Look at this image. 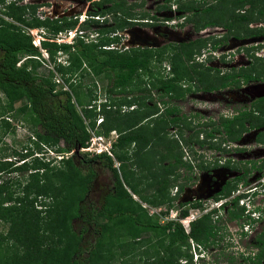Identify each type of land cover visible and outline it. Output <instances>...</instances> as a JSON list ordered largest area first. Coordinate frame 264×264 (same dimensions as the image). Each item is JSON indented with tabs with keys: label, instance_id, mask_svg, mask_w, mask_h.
<instances>
[{
	"label": "trees",
	"instance_id": "trees-1",
	"mask_svg": "<svg viewBox=\"0 0 264 264\" xmlns=\"http://www.w3.org/2000/svg\"><path fill=\"white\" fill-rule=\"evenodd\" d=\"M167 1L169 0H164L165 3ZM257 1L261 4L257 9V14L264 18L263 0H228L227 2L232 4L234 9L246 3L252 7ZM4 2L6 3L3 6L9 9L6 15L27 27L46 29L49 27L51 33L56 34L73 29L77 23L76 18H37L34 16L36 7L34 4L16 5L15 0H0V4ZM192 2V0L188 2L177 0V10L191 11L196 7L191 5ZM92 3L98 7L92 13L101 16L107 14L115 16L116 13H119L125 16L114 20L111 32L125 27L130 22L127 19L133 18V14L128 10L131 6L129 4L127 7L124 6L122 0H92ZM105 3L109 4L104 6ZM164 7L168 8L169 6ZM211 7L208 5L201 8L199 12L205 13L210 9L216 11ZM25 11L29 12L28 18L25 17ZM249 11V14L245 13V9L243 12L235 14L228 12L227 20L223 26L230 33L238 36L233 32V28L248 24L252 17L251 8ZM181 15L183 14L181 13ZM188 19L187 21L194 23L195 31L206 25L218 24L215 18L207 19L198 27L196 20ZM80 27H87V23L81 22ZM243 32H245L244 35L264 34V29L254 31V29L245 27ZM226 37L224 36V38ZM117 40L116 36H112L94 42L85 41L81 36L70 44L41 39L40 48L53 61V70L65 87L63 88L59 84V87L56 88L53 71L48 70L43 75L35 72L39 66V48L33 44L30 37L19 26L0 18V90L10 99L17 97L26 99L24 107L30 114L33 126L32 136L35 138L33 143L36 150L41 145L43 148L54 149L56 152L68 153L71 151L69 156L59 161L62 162L63 169L56 170L53 166H49L50 160H43L35 155L28 157L32 154L29 147L24 149V152H17L19 158L16 160L5 159L3 156L5 149L0 147V154L3 156L0 160V222L6 226L4 231H0V248L5 251L3 253H6L8 241L10 242L9 246L15 250L23 248V252L12 251L1 254L3 260L1 257L0 264H106L113 254L108 249L107 242L102 238L106 229L109 232L112 229L109 226L106 228L104 222H99L100 218H104L106 222L119 219L118 223L120 224V220L123 223L124 219V225H128L126 229L124 226V228L122 227L128 239L120 241L122 243L118 242V248H120L118 254L124 257L120 258L122 264H131L130 258L135 255L150 258V264H180L177 261L179 257L190 258L187 253L189 238L203 248L208 247L214 241V236L218 232L216 226L218 220H213L211 216L215 210L202 214L191 221L186 233L179 222L168 220L162 224L158 223L133 198L137 195V199L141 202L153 205L157 203L156 194H158L164 195V201L169 204L177 196V193L172 196L168 194L170 184L178 176L176 171L180 167H184L187 171L191 168L189 162L182 160L178 142L180 139L184 141L186 138L183 139L181 135L179 138L165 137L168 125L181 124L184 115H177L178 110L175 104L166 105L163 111H159L155 103L147 104L139 92L142 91L149 96L150 89H158V95L167 97L168 100L182 99L191 90V87L211 91L230 84L237 86L239 79L235 78V73H225L214 80H202L198 77L196 85L194 83L179 85L180 78L176 64L180 56L175 55L174 64H171L169 68L170 76L155 77L154 80L144 83L142 87L131 85V81L135 79L139 70L149 72V62L154 60L157 64L163 57L160 56L161 52L158 53L147 47L123 51L101 48V46ZM200 41L203 39L197 38L179 45H176L177 43L171 45L174 52H182L190 56L196 52ZM216 42L217 40L214 41V43ZM59 52L65 54L64 63L53 60V56ZM19 53L31 55V57H27L17 65ZM253 66L252 63V68H249L254 71V74L238 71L236 75L240 74L244 81L259 79L261 75H264V66L258 65V72L255 69L256 66ZM75 71H82L106 80L104 86L106 96H104L103 102L98 103L97 106L91 103L95 99V94L92 92L90 94L89 90L88 103L84 105L81 103L82 101L77 95L80 82L76 79L77 74L74 75ZM128 85L132 87L128 88ZM123 89L127 94H123L122 98H115L112 95L110 97V92L119 94ZM133 89L136 91L135 93H132ZM72 96L74 101H72ZM149 99L151 100L150 97ZM124 100L125 104H128L126 107L133 106L124 110ZM74 102L79 107L78 110H76ZM161 102L162 104L168 103L164 100ZM252 107L258 111H264V97L258 98ZM3 112L4 106L0 104V116L3 115ZM245 115L248 114L241 111L240 116H236L234 119L245 118ZM99 116L101 120L96 123V118ZM145 118L151 119L149 124L146 123V128L141 126V122ZM221 120L222 118L218 124L221 123ZM3 122L4 126L10 127L6 120ZM263 124L264 121L261 120L254 125L259 127ZM223 129L226 134H232L233 119H223ZM111 131L116 133V137L110 144L108 152H94L89 158L81 159L77 164L74 163L76 150L86 145L90 132L107 136ZM204 135L205 138H209L211 132L205 130ZM210 143L208 144L210 147L220 148L217 143ZM156 145L161 147L159 151L153 148ZM129 147L131 148L130 153L127 152ZM153 152H157L156 155H153ZM13 153L15 152L13 151ZM111 156L118 161L127 160L131 165H136V171L132 168L128 169V173L130 171L133 173H131V177H126L124 172H118L113 167ZM26 157L28 159H25ZM94 160L102 161L104 166L109 169L112 178L110 193L104 196L99 206L84 203L89 184L95 175L89 165ZM83 163H86V166ZM197 166L200 169L206 167L202 164H197ZM254 169L264 173V162ZM14 172H19L22 176L16 177V179L9 176V173ZM136 173L138 175H135ZM171 175H174V178L170 179ZM186 177V179L190 178L189 175ZM243 178L236 177L233 183H227L214 196H227L236 187L238 181L246 183ZM147 179H149L148 182ZM144 181L147 182L146 186L151 188L152 192L144 193L145 187H139V182ZM134 191L139 193L136 194ZM235 203L236 199L231 202V205H235ZM180 205L182 206V204ZM197 206V204L190 205V207ZM188 208V205L180 207L179 217L186 216ZM227 215V218L231 219L237 217L239 213L228 208ZM117 216L118 218L114 220L113 218ZM73 219H78L82 223L78 232L72 229L71 221ZM89 227L94 233V239L83 245L81 237ZM144 231L150 232L155 237L154 243H150V237H140V233ZM258 241L263 247L257 253L258 255L240 254V259L235 264H264L261 262V260L264 261V238L258 237ZM3 243L5 245L2 246ZM60 243L63 244L60 245ZM142 244H148L151 249L145 248L139 251L138 248ZM182 247L186 249L185 252L181 250ZM25 258H27V262H25Z\"/></svg>",
	"mask_w": 264,
	"mask_h": 264
},
{
	"label": "rangeland",
	"instance_id": "rangeland-1",
	"mask_svg": "<svg viewBox=\"0 0 264 264\" xmlns=\"http://www.w3.org/2000/svg\"><path fill=\"white\" fill-rule=\"evenodd\" d=\"M122 1L124 2V6L127 7L128 4L129 6H131L128 10L133 14V18L127 19L131 21L127 24V30L124 31L129 36V40H127V43H137L142 45L143 47L154 49L158 53L161 52L160 56L163 57V59L157 64L154 60H151L149 62V72L145 70H139L135 79L131 81V85L135 84L139 87H142L144 86V83L154 80L155 77L161 78L164 76H170L171 73H169L170 71L166 72V68H170V65L174 64L173 59L175 58V55L180 56L179 59H177L178 63L176 64L180 78V80L178 81L179 85H190L192 83L196 85V80L198 79V77L202 80H214L216 75L214 70L219 69L223 72H234L237 70L238 66H243L247 63L249 64V61H253L254 66H256L255 69L257 72L259 71L258 65L264 66V34L259 33L250 37L241 36L242 31L245 27L255 29L259 28L260 31L264 29V18L263 16L257 14V9H259L261 5L259 4V1L254 3L252 7H250L249 4L246 3L241 7L238 6L233 9L232 4L227 2L228 0L221 2L220 0H192L193 2L191 3V5H194L196 7L189 12L183 13L184 15L188 16L186 19H183L182 17L179 18L177 16L180 12H178L177 9L174 8L173 4L168 7L169 9L164 7L169 6V4L173 2V0H170V3H163L164 0ZM180 1L188 2L190 0ZM263 2L264 0L262 1V3ZM5 3L6 2L0 4V18H2V20L6 22H11L19 26V28L24 30V32L30 37V40L34 45L38 46V41L40 42L41 39L54 40L58 37L59 34L51 33L49 27L47 29L43 27H27L23 24H19L18 22L13 21L8 15H6L9 9H6V7L3 6ZM15 3L16 5L34 4L36 6L34 10V16L37 18H76L75 20H77V23L71 30L74 31L77 35H79V33L82 31L84 40L94 42H98V40L101 41V38L105 39L106 37H112L111 35L113 34H111V28L113 27L114 20L125 17L119 13H116L117 15L115 16H110V14H107L105 15V20H97V22L92 21L94 19H91L89 15L95 14L92 12H95L98 8L95 4L92 3V0H15ZM108 4L109 3H105L103 5L106 6ZM208 5L212 6L211 8H215L216 11H212L210 9L205 13L199 12L201 8H204ZM249 8H251L252 10V17L248 24L246 26H239V28H237L236 26L233 28V32L235 34H239L240 36L236 37V35H228L227 40L224 43H220L219 45L215 46V52L210 53L209 51L212 48L211 46L213 39L222 34V29L224 27L223 23L227 20L228 12L229 14H235L243 12V10L245 9V13L249 14ZM25 12V17L28 18L29 12ZM151 14L154 15V17H152L154 19H151L154 21L148 23L150 21L147 18L153 16ZM98 17L101 19V16ZM188 18H190L191 20H196V26L198 27L204 20L207 19L212 20L215 18L218 24L214 26L206 25L204 26V31L196 32L195 27L193 26L194 23L191 21H187L189 20ZM165 19L168 20L163 21ZM83 20H85V22L87 23V27L85 28L80 27V23ZM195 36H199V38L203 39V41H200V43H198V48L196 49V52L198 53L195 54L196 56H189V54L187 55L186 53L182 52H174V50L172 49L173 47L171 44H175L178 42L179 43L176 45H179L180 43H186L190 40H193ZM251 48H255V50ZM40 51V55L38 56L39 66L36 68L35 72L39 75H43L47 73L48 70L53 71L55 79L54 81L57 84L56 88L59 87V84H61V87H63L64 84L61 83L57 73L53 70V61L49 59L45 51ZM27 57H31V55L19 53V61L17 62V65H19L22 60H26ZM53 60L55 62L64 63L65 55L55 54L53 56ZM201 60H205V62H202V67L194 66L193 62L199 63V61ZM81 72L75 71L74 75L77 74L76 79H78L80 82V86L77 88V95L81 99V103L84 105L88 103L89 90L90 94L91 92L93 93L94 87L92 86V84H95L94 82H96V85H98L103 91L106 81L101 77H94L91 74ZM262 82H264V80L258 79L240 85L239 88H221L219 90H213L207 93L203 91H197L195 87H193L184 95L182 99L174 100H168L167 97L159 96L158 89H150L149 96L142 91L139 92V95L143 97V100L147 104H151L152 101L155 102L159 107V111H163L166 105L175 104L178 110L177 115L183 114L184 119L179 125H168V127L166 128L165 137L171 139L172 137L179 138V135H181L183 139L186 138L184 140L185 142L181 139L178 141L182 153V160L189 162V164L193 166L202 164V166L213 168L215 164L222 165L225 161H231L230 159H233V161L231 162L232 164H235L237 162V159L244 160V162H246L247 159L261 160V158L264 157L263 143L259 145L255 142V144L252 145L251 140L245 141V143L242 144L243 146H245L243 150L246 151H240L239 153L237 152L238 154H232L230 152H226L225 148L227 145L223 146L221 144L220 148H223L221 150L210 147L208 145L210 142L217 143L218 138L221 137L220 135L214 134L216 141L205 138L204 135L205 130H211L214 133L216 132L214 128H219V126H217L216 124L217 120L221 117V113L226 114L228 117L231 113H233V111L240 110L243 105L246 106L248 101H244V96L251 98L249 89H252V93H258L261 86L263 85ZM131 85H128V88L132 87ZM134 89L132 90V93L136 92L134 91ZM243 91L244 93H246V95L242 94ZM128 92L131 91L128 90ZM123 94H127L124 89L120 91L119 94L110 92V97L112 95V97L115 98H122ZM258 94H261V91ZM149 97H151V100L149 99ZM238 97H242L243 100L242 98L240 100ZM72 99V101H74L73 96ZM125 99L127 100V98ZM161 100L167 101L168 103L162 104ZM25 103V98L17 97L10 99L2 90H0V104L4 106L3 115L0 116V147L5 149L3 156H5V159L16 160L19 158V153L24 152L23 150L29 147L32 154L28 157L35 155L38 158H42L43 160H46V158L51 159L53 155H56L54 149H51L52 151L49 152H43V146L39 145L37 150L35 148L33 139H31L30 137V134L32 135L33 126L31 124L30 114L28 113L27 108L24 107ZM74 105L76 110H78L79 107L75 104V102ZM124 105V110L129 109L131 106H133L129 104V108L126 107V105L128 104H125V100ZM255 118L257 121H264V111L256 110ZM3 120H6L10 127H7V125L4 126ZM150 120V118H145L141 122V126H144V128H146V123L148 122L149 124ZM89 135L91 134L89 133ZM115 137L116 133L114 131H111L108 132L107 136H100L99 140L91 138L92 141L87 143L88 149L76 150L77 153L73 160L74 163L77 164L81 161V159L84 160L86 158H89L92 155L93 150H101L104 147L109 149L110 144L115 140ZM198 140L202 141L201 145L198 143ZM229 146L231 147V145ZM153 148L158 151L161 149L159 145H156ZM251 148L253 153L249 154ZM256 148L263 150L258 151ZM13 151L15 153H13ZM127 152H131L130 147L128 148ZM155 153L157 152H153V155H156ZM3 156L0 154V160ZM28 157H26L25 159H28ZM223 158L225 161L223 160ZM111 159L113 167L118 172H124V175H126V177H131V173H133L132 171L128 173V169L132 168V170L136 171L137 166L134 164L131 165L127 160L118 161L112 156ZM50 162L51 163L49 164V166H53L56 170H58V168L63 169V166L61 165L62 162L56 160H51ZM261 163L262 162H260L259 164ZM85 164L86 163H83V165ZM89 165L94 170L95 175L93 180L89 184V189L84 197V203L86 205L88 203H91L92 205L99 206L102 203L104 196L110 193V189L112 187L111 173L109 169L104 166V163H102V161L100 160H94L93 162H90ZM84 168L86 169V167ZM215 171L217 172L214 173V176L216 178L217 174L223 175L225 179L231 178L233 176V172H228L221 168L218 170L216 169ZM138 172L139 170L137 171V173ZM193 172L196 175L201 174L198 173V168H195V170L193 169ZM137 173L135 175H138ZM176 173L179 177L177 176V178H175V180L172 182V184H170V187L168 188V194L170 196L174 194L175 186L178 187L179 184L181 182L183 183L184 179L187 178L186 176L189 175V171H187L184 167H180L176 171ZM9 176L16 179V177L20 178L22 175L19 172H14L9 173ZM205 176L203 177V180L205 179ZM169 178H174V175L169 176ZM263 178L264 176H259V173L256 170H253L250 175L247 176L245 180L246 183L242 185L240 184L239 186L237 185V190H235V192L249 189L253 190L254 193L252 195H245L241 201L237 202V206L231 207V211H236L237 213H239L237 217H233L225 221L222 218L218 220V224L216 225L218 227L217 229L219 234L217 241H213L211 246L205 248H203L201 245L199 246V244L198 247H196L194 244L190 243L191 241H189V249L187 250V253L190 255V258L188 259V257H179L177 261L183 264L238 263L240 259L239 254L245 253V249L248 251V249L251 248L250 246L252 244L251 239L253 234V227L256 226L261 230L262 227L260 225L264 224ZM210 180L214 183L213 180L215 179L212 176ZM146 181L148 182L149 179H147ZM146 181L139 182V187H145V190L143 191L144 193L152 192V189L146 186ZM202 185L203 183H201V186ZM205 188L209 187L206 186ZM197 189L198 190L195 193V199H203L202 205L205 207L209 206V204H211L214 199L213 195L215 194V191L208 190L204 192L205 194L200 195L198 193V191L201 190L200 187H198ZM135 193L138 194L139 192L137 191ZM156 196L157 203L153 205L146 202H141L137 199V195L133 198L137 200L142 207H144L148 215H152V218L156 219L160 224L165 223L168 220L178 222V219H182L178 215L180 205L177 204L176 200H173L169 204H167L163 199L164 195L160 196L156 194ZM197 196L199 198H197ZM221 213H223V211H221ZM117 218L118 216L113 219L115 220ZM118 220L106 222L104 218L99 219V222H104L103 224H105L106 228L107 226H109L112 229L111 232L106 229V231L104 232V237L102 238L103 241L107 242V247L113 254V257L110 258L106 264H122L120 258H124L123 255L118 254V251L120 250V248H118V242L122 241L123 239H128V236L125 234V231L123 229L124 227L126 229L128 225H124V219L123 223L122 220H120L121 224L118 223ZM183 222H185V220ZM119 224L122 226H120ZM71 226L75 232H78L82 226V223L78 219H73L71 221ZM5 227L6 226L0 222L1 232L5 230ZM140 237H150V243H154L155 237L152 236L148 231L140 233ZM81 238L82 242L84 243L83 245H86L88 241L92 242V240L94 239V233L92 232L90 227L87 231L83 232ZM9 243V241L6 243V251L8 250L6 253H3L5 251L0 248V255L11 253L12 251L23 252V248L15 250L12 246H9ZM62 244L63 243H60V245ZM144 244H142V246L138 248L139 251L145 248L151 249L148 247V244ZM3 245L5 244L3 243L2 246ZM122 248L124 247L122 246ZM181 250L185 252L186 249L182 247ZM241 250H243V252H240ZM140 256L141 257H138V255L132 256L130 258V260L132 261L131 264H150V258H144L145 256L143 255ZM0 258L1 260H3L2 255L0 256ZM27 261V258H25V262Z\"/></svg>",
	"mask_w": 264,
	"mask_h": 264
},
{
	"label": "flooded vegetation",
	"instance_id": "flooded-vegetation-1",
	"mask_svg": "<svg viewBox=\"0 0 264 264\" xmlns=\"http://www.w3.org/2000/svg\"><path fill=\"white\" fill-rule=\"evenodd\" d=\"M169 1H167V2H169ZM163 3H165V2H163ZM167 9H169V8H167ZM177 11L180 12V13H178V15H180L181 13L183 14V12H185V11L182 12L180 10H177ZM151 15H153V14H151ZM153 17H154V15H153ZM250 29H254V31H260L259 28H256V29L255 28H250ZM196 32H198V30ZM244 34H245V32L242 31L241 36H243V37H250L252 35H257L259 33H257V34L254 33L252 35H244ZM228 35H233V34L230 33L229 31H227V29L225 27H223L222 34H220V36H218L219 38L217 39V42L216 43H214V40H213L212 46H211L212 48L211 49L209 48L210 49L209 52L210 53H214L215 52L214 51V47L217 46V45H219L220 43H224L227 40V37L224 38V36H228ZM238 36H240V35L238 34ZM238 36H236V37H238ZM197 38H199V36H195L194 39H197ZM205 39H207V38H205ZM251 49H254L255 50V48H251ZM197 53L198 52H194V54H192V55H195ZM205 60H206V57H205ZM205 60L204 61L201 60V61H199V63L195 62L196 64L194 66H196V67L203 66L202 62H205ZM252 63H253V61H249V64L247 63V64H245L243 66H238L237 70L234 71V72L233 71H231V72H228V71L227 72H223V71H221L219 69H217V70H214L213 69L214 72L216 73L215 78H217L219 76H223V75H225V73H235V78L236 79H239V84L237 86H234V85H231L230 84V85L222 86V87H219V88H215L214 90H219L221 88L229 89L228 87H231V88H234L235 89V88H239L240 85H243V84L248 83L249 81H254L255 79H252V80L250 79L248 81H244L242 79V77L240 76V74L239 75H236V73L238 71L251 72L252 74H254L253 73L254 71L249 68V67L252 68ZM256 80H258V79H256ZM259 80H264V75H261L259 77ZM262 83H263V85L261 86L260 90L258 91V93H260V91H261V94H258L257 92H253L252 93V89H249L250 90V93H251V98L250 97H247V96H244V101H246V102L248 101V103L246 104V106L243 105L240 110L233 111V113H231L228 117H227L226 114H222L221 113L220 116L222 117V120L220 121L221 122L220 124H218V122L221 119V117L218 120L216 119L217 120V124L216 125L219 126V128L218 127L214 128L215 131H216L215 133L210 130L211 135H209V139H211L213 141H216V138H215V135L214 134L220 135L221 137L218 138L217 144L219 146L221 144L223 146L224 145H227L226 148H225L226 149V152H230L232 154H236L237 152L239 153L240 151L241 152L242 151L245 152L246 150H243L245 146H243L242 143H245V141H249V140L252 141V145L255 144V142L257 144H259V145L261 143L264 144V140H263L264 139V124L261 125V126H259V127H256L254 125L255 123H257V120L255 118V116H256V109H255V107H252L253 104L255 103V101L258 98L264 97V94H263V91H264V82H262ZM191 88H193V87H191ZM196 90L197 91H203V92H206V93L207 92H210L208 90H203V89H196ZM211 91H213V90H211ZM242 94L243 95H246V93H244V91H243ZM238 98L241 100L242 97H238ZM242 100H243V98H242ZM241 111H244L248 115H245V118H243V117L239 118L238 117V119H234V117L240 116V112ZM225 118H231V120L233 119V133L230 134V135L226 134L224 132V129H223V119H225ZM213 127H214V125H213ZM198 143L200 145L202 144V143H200V140H198ZM229 145H231V147ZM257 150L258 151H261L263 149H257ZM249 152H250L249 154L253 153L252 148H251V150ZM223 160H224V158H223ZM230 160L233 161V159H230ZM231 161H225L222 165L215 164L213 168H211V167H205L203 169H200V168H198L197 165L196 166L191 165V168L189 170V176H190V178L184 179L183 183L182 182L180 183L181 185H179L178 187L176 186L177 187L176 192H179L178 199L176 200L177 201V204L178 205L182 204V206L183 205H192V204H197L198 205V204H200L199 201L201 199H195V193L198 190L197 189L198 187H200V189H201L200 191H198V193L200 195H203V194H205L204 192H206L208 190H211V191L212 190H214V191L217 190V192L221 191L223 189V187L227 183H233L235 181V178L238 177V176L244 177L243 179L246 180L247 176H249L250 173L253 170H256L254 168L257 165H259L260 162H262V163L264 162V157L261 158V160H256V159L249 160V159H247L246 162H244V160L237 159L236 160L237 162L235 164H232ZM237 163H238V165H237ZM195 168H198V173H201V174H197L196 175L193 172V169L195 170ZM220 168L221 169H224V170H226L228 172H233V176L231 178H226L225 179L223 177V175L217 174L216 175L217 178H216L214 176V173H217L215 170L216 169L218 170ZM202 173H204V174H202ZM211 175L215 179V180H213L215 184L210 180V178H212ZM204 176H205V179L203 180V177ZM199 180H201V181H199ZM240 182L241 181H238L237 183H240ZM201 183H203L202 186H201ZM206 186H208L209 188H205ZM179 188H180V190H179ZM180 197L185 198V200L184 201H181L180 200ZM182 206L180 205V207H182ZM263 225H260L262 227L261 230H260V228H258L256 226L253 227V234H252V239H251L252 244L250 246L251 248H249V249H251L250 250V254H255L256 255L257 253H259L260 249L263 248L262 245H260L261 243L260 244L258 243V242H260V241H258V237L264 238V236H263L264 226ZM218 235L219 234L217 232V234L214 236V241H217L218 240ZM211 245H212V242H211ZM211 245H209V246H211ZM261 262L264 263V261H262V260H261Z\"/></svg>",
	"mask_w": 264,
	"mask_h": 264
},
{
	"label": "clouds",
	"instance_id": "clouds-1",
	"mask_svg": "<svg viewBox=\"0 0 264 264\" xmlns=\"http://www.w3.org/2000/svg\"><path fill=\"white\" fill-rule=\"evenodd\" d=\"M176 1L177 0H173V2L171 3V4H169V7L173 4L174 5V8L175 9H177V3H176ZM167 3H170V2H167ZM90 17H91V19H94V20H92V21H97V20H104V18L106 17L105 15L104 16H101V15H99V14H95V15H93L92 16V14H90L89 15ZM98 16H101V19L98 17ZM153 16H151V17H149V18H147V19H149V21L150 22H148V23H151V21H154V20H151V19H154V18H152ZM178 17L180 18V17H182L183 19H186L185 17H186V15H178ZM44 18V17H43ZM48 18V17H47ZM53 18H61V17H53ZM141 19V18H140ZM168 19H165V20H163V21H167ZM83 21H85V20H83ZM82 21V22H83ZM129 21H131V20H129ZM144 22H147V21H144ZM182 22V21H181ZM201 29H203V30H201ZM201 29H199L198 31H204V29H205V27H203V28H201ZM127 30V25L125 26V27H123V28H121V29H116V30H114L113 32H111V34H113V35H111V36H118L117 38H118V40L117 41H115V42H111V43H108V44H105V45H103V46H101V48H104V49H116L117 51H123V50H128V49H131V48H143V46L142 45H140V44H137V43H127V40H129V36H128V34L126 33V32H124V31H126ZM68 31H72L71 29H69V30H64V31H61V32H58L57 34H59L58 36H61L60 34H62V35H64L63 37H65L68 33ZM73 32V35H72V37H71V42H67V41H63V42H66V43H72L73 41H74V39H76V38H80L81 36H82V38L84 37L83 36V32L81 31L80 33H79V35H77L74 31H72ZM75 35H76V37H75ZM219 37H217V38H215V39H213L214 41L215 40H217ZM84 40V39H83ZM53 41H55V39L53 40ZM85 41H87V40H85ZM56 42V41H55ZM38 43H39V41H38ZM37 43V44H38ZM57 43H59V42H57ZM37 46V45H36ZM38 48H39V50H43V49H41L40 48V45L38 44V46H37ZM44 51V50H43ZM41 52V51H40ZM58 54H62V53H58ZM63 55H65V54H63ZM167 71H170V69H169V67H167L166 68V72ZM170 73V72H169ZM164 77H166V76H164ZM164 77H162V78H164ZM106 81V80H105ZM95 84H92V86L94 87V89H93V93L95 94V99H93L92 101H91V103H93V104H96V106H97V104L98 103H100V102H103L105 99H104V96H106L105 94V90H101V88L98 86V85H96V82H94ZM146 88H148L147 87V85H146ZM102 97V98H101ZM151 98V97H150ZM153 102V101H152ZM153 103H155V102H153ZM156 104V103H155ZM156 106H157V108H159L158 107V105L156 104ZM95 109H96V107H95ZM100 120H101V118H100V116L98 117V118H96V123H98V122H100ZM90 137H89V139H88V141H87V143L88 142H90V141H92L91 140V138H94L95 137V139L96 140H99V138L98 137H100L101 135H96V134H94V133H91L90 132ZM30 137H31V139H33V140H35V138L30 134ZM87 143H86V145L84 146V147H81V148H79V149H88V145H87ZM108 146H109V143H108ZM216 149H218V148H216ZM107 148H103V149H99V150H93V153L95 152V153H98V152H101V151H106L107 152ZM218 150H221L220 148L218 149ZM45 151H47V152H49V151H52L50 148H43V152H45ZM55 153H56V155H53L52 156V158L51 159H48V158H46V160H56V161H60L62 158H65V157H67V156H69L70 155V153H71V151L70 152H68V153H62V152H56V151H54ZM258 172V171H257ZM259 173V172H258ZM262 182H264V179L262 180ZM242 185V184H244V182H240V183H237L236 184V187H237V185L239 186V185ZM236 187L231 191V192H235V190H237L236 189ZM176 190H177V187L175 186V191H174V194H176L177 193V196H176V198L174 199V200H177L178 199V195H179V193L178 192H176ZM231 192L227 195V196H219V195H217V196H214L217 192H215V194L213 195L214 197V199L213 200H216V199H223V198H226L224 201H222L218 206H216V207H212V208H210L208 211H206L205 213H208V212H210V211H212V210H215V212H213L212 213V219L214 220V219H217V220H220L221 218L225 221V220H229L228 218H227V209L229 208L230 210H231V207L232 206H236L237 205V202L238 201H241L242 199H243V197L245 196V195H252L253 193H254V191L253 190H249V189H245V190H243V191H236L232 196H231ZM173 194V195H174ZM172 196V195H171ZM216 197V198H215ZM236 199V203H235V205H231V202H233L234 200ZM200 202V204H198V207H203V205H202V203H203V199L202 200H200L199 201ZM189 206V208H191L190 207V205H188ZM188 208V209H189ZM253 209H254V207H253ZM242 210H243V207H242ZM221 211H223V213H221ZM188 212V211H187ZM253 212H254V210H253ZM205 213H202V214H205ZM202 214H200V215H198L197 217H199V216H201ZM185 217V216H184ZM197 217H195L194 219H192L191 221H193V220H195ZM180 218H183V217H180ZM191 221H189V223L191 222ZM179 222V221H178ZM180 223V222H179ZM182 226V225H181ZM190 226V225H189ZM183 228V227H182ZM184 230V229H183ZM189 230V229H188ZM188 232V231H187ZM186 232V233H187ZM189 241H191L190 243H193L194 245H195V242H193L190 238L188 239V242ZM196 246V245H195ZM196 247H198V246H196ZM250 250L251 249H248V251L245 249V253H241V254H247V253H250ZM240 252H243V250H241ZM240 255V254H239ZM180 264H183V263H180Z\"/></svg>",
	"mask_w": 264,
	"mask_h": 264
},
{
	"label": "built area",
	"instance_id": "built-area-1",
	"mask_svg": "<svg viewBox=\"0 0 264 264\" xmlns=\"http://www.w3.org/2000/svg\"><path fill=\"white\" fill-rule=\"evenodd\" d=\"M68 34L63 37L64 35L60 34L61 36H58L55 41L56 42H63V41H67V42H71V37L73 35V32L72 31H68L67 32ZM99 138V137H98ZM95 139V137H94ZM234 194V192H231V194ZM232 194V195H233ZM231 195V196H232ZM226 198H223V199H216V200H213L211 204H209V206L205 207V206H201V207H191L188 209V212H187V215L185 217H183L182 219L185 220V222H183L184 220L182 219H178V221L181 223L183 229L185 232L188 231L189 229V221H191L192 219H194L195 217H197L198 215L202 214V213H205L206 211H208L210 208L212 207H216L218 206L222 201H224ZM193 244V243H192ZM196 246H198V244H195Z\"/></svg>",
	"mask_w": 264,
	"mask_h": 264
},
{
	"label": "water",
	"instance_id": "water-1",
	"mask_svg": "<svg viewBox=\"0 0 264 264\" xmlns=\"http://www.w3.org/2000/svg\"><path fill=\"white\" fill-rule=\"evenodd\" d=\"M199 181H201V180H199ZM217 190H215V192H216ZM197 198H199L198 196H197ZM203 198H204V196H203ZM180 200L181 201H184L185 200V198H183V197H180ZM187 200V199H186Z\"/></svg>",
	"mask_w": 264,
	"mask_h": 264
},
{
	"label": "bare ground",
	"instance_id": "bare-ground-1",
	"mask_svg": "<svg viewBox=\"0 0 264 264\" xmlns=\"http://www.w3.org/2000/svg\"><path fill=\"white\" fill-rule=\"evenodd\" d=\"M259 176H264V173L263 172H260L259 173ZM264 179V178H263Z\"/></svg>",
	"mask_w": 264,
	"mask_h": 264
}]
</instances>
